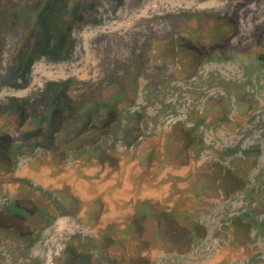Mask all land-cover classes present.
Instances as JSON below:
<instances>
[{
	"label": "rangeland",
	"instance_id": "obj_1",
	"mask_svg": "<svg viewBox=\"0 0 264 264\" xmlns=\"http://www.w3.org/2000/svg\"><path fill=\"white\" fill-rule=\"evenodd\" d=\"M0 264H264V0H0Z\"/></svg>",
	"mask_w": 264,
	"mask_h": 264
}]
</instances>
